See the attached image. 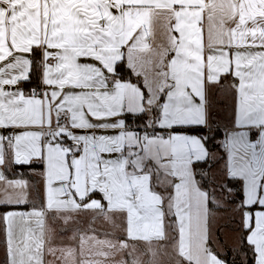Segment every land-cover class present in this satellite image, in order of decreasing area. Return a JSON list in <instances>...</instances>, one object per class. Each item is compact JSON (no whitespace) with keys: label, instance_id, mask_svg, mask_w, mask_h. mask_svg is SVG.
Instances as JSON below:
<instances>
[{"label":"snow or ice","instance_id":"6c2138e0","mask_svg":"<svg viewBox=\"0 0 264 264\" xmlns=\"http://www.w3.org/2000/svg\"><path fill=\"white\" fill-rule=\"evenodd\" d=\"M222 230L264 264V0H0V264H229Z\"/></svg>","mask_w":264,"mask_h":264},{"label":"rangeland","instance_id":"374dc122","mask_svg":"<svg viewBox=\"0 0 264 264\" xmlns=\"http://www.w3.org/2000/svg\"><path fill=\"white\" fill-rule=\"evenodd\" d=\"M220 236H221V238L224 241L225 247L221 248L219 245H216V247L219 249V251L222 252V253H225L226 252V246L228 245L231 248L232 252H235V250L233 248L232 240L230 238L231 233L230 232H227L225 230H222L221 233H220ZM0 250H2V246L1 245H0ZM234 254L236 255V253H234ZM2 260H3V255L0 254V261H2Z\"/></svg>","mask_w":264,"mask_h":264},{"label":"trees","instance_id":"16d2710c","mask_svg":"<svg viewBox=\"0 0 264 264\" xmlns=\"http://www.w3.org/2000/svg\"><path fill=\"white\" fill-rule=\"evenodd\" d=\"M25 177H28L30 173L27 170H24ZM222 257L226 258L229 261V264H232L233 261L236 262V264H239L240 258L237 257L235 254H233L232 250L230 248L226 249L225 253H221Z\"/></svg>","mask_w":264,"mask_h":264},{"label":"crops","instance_id":"0c3cea01","mask_svg":"<svg viewBox=\"0 0 264 264\" xmlns=\"http://www.w3.org/2000/svg\"><path fill=\"white\" fill-rule=\"evenodd\" d=\"M226 107H227V101H225V104H224V108L226 109ZM226 114V113H225ZM27 178V177H26ZM2 246V245H1ZM227 248H230L228 245L226 246V249ZM231 249V248H230ZM220 253H222V252H220ZM235 252H233V254H234ZM0 254H2L3 255V253H2V250H0Z\"/></svg>","mask_w":264,"mask_h":264}]
</instances>
